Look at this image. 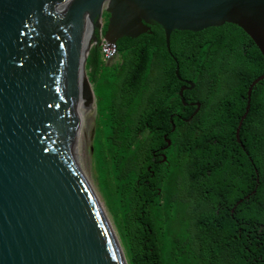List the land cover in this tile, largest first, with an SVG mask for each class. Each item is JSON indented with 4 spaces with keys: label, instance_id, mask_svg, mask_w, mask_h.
<instances>
[{
    "label": "trees",
    "instance_id": "obj_1",
    "mask_svg": "<svg viewBox=\"0 0 264 264\" xmlns=\"http://www.w3.org/2000/svg\"><path fill=\"white\" fill-rule=\"evenodd\" d=\"M149 27L119 39L120 61L93 47L86 65L93 157L127 264H264V80L236 135L264 60L233 24L174 31L171 53Z\"/></svg>",
    "mask_w": 264,
    "mask_h": 264
},
{
    "label": "water",
    "instance_id": "obj_2",
    "mask_svg": "<svg viewBox=\"0 0 264 264\" xmlns=\"http://www.w3.org/2000/svg\"><path fill=\"white\" fill-rule=\"evenodd\" d=\"M104 13L115 45L157 23L171 53L174 31L229 23L264 60V0H0V264H127L89 136L82 43Z\"/></svg>",
    "mask_w": 264,
    "mask_h": 264
},
{
    "label": "built area",
    "instance_id": "obj_3",
    "mask_svg": "<svg viewBox=\"0 0 264 264\" xmlns=\"http://www.w3.org/2000/svg\"><path fill=\"white\" fill-rule=\"evenodd\" d=\"M106 35L103 30L100 31L99 40L95 41V47L100 46L102 48V53L106 62H111L115 60L119 55V50L117 45L109 43L105 40Z\"/></svg>",
    "mask_w": 264,
    "mask_h": 264
},
{
    "label": "rangeland",
    "instance_id": "obj_4",
    "mask_svg": "<svg viewBox=\"0 0 264 264\" xmlns=\"http://www.w3.org/2000/svg\"><path fill=\"white\" fill-rule=\"evenodd\" d=\"M110 19V18H109ZM102 27L103 26H100L99 28L96 27L95 28V32L96 31H101L102 30ZM96 41V40H95ZM95 41H94V44H93V47L95 46ZM120 58H116L114 61H111L110 64H113L115 63L116 61H118ZM120 61V60H119ZM90 109H93L90 114H88V124H89V136H90V140H91V144H92V147H93V140H94V136H95V122H96V118H98V106H96V103L91 105L89 107Z\"/></svg>",
    "mask_w": 264,
    "mask_h": 264
},
{
    "label": "bare ground",
    "instance_id": "obj_5",
    "mask_svg": "<svg viewBox=\"0 0 264 264\" xmlns=\"http://www.w3.org/2000/svg\"><path fill=\"white\" fill-rule=\"evenodd\" d=\"M95 28H96L95 24H94V29H86V26H85V35L83 37V43H82L83 44V61L85 60V56L87 52L89 51L90 46L92 47V43L94 39L93 32L95 31ZM92 110L93 109L88 108V114H90Z\"/></svg>",
    "mask_w": 264,
    "mask_h": 264
},
{
    "label": "clouds",
    "instance_id": "obj_6",
    "mask_svg": "<svg viewBox=\"0 0 264 264\" xmlns=\"http://www.w3.org/2000/svg\"><path fill=\"white\" fill-rule=\"evenodd\" d=\"M104 15H105V13L103 14V18L100 20V23H101V26H103L102 27V30H103V33H104V27H105V22H106V20L104 19ZM110 20V19H109ZM96 33H98V31H96L95 32V34ZM99 35H100V32H99V34H96V37H98V39H96V40H99ZM93 44H94V40H93V43H92V47H91V49L93 48ZM112 44V43H111ZM95 47V46H94ZM96 47H100V46H96ZM117 47H118V50H119V46L117 45ZM101 48V47H100ZM102 49V48H101ZM102 55H103V53H102ZM103 58H104V56H103ZM118 58H119V55H118ZM104 61H105V59H104ZM114 61V60H113ZM106 62V61H105ZM117 62V61H116ZM115 62V63H116ZM106 63H110V62H106ZM87 71V70H86ZM96 106H98V105H96ZM197 106H198V104H197ZM200 107H201V105L199 104V106H198V109H197V111H199L200 110ZM248 115V114H247ZM241 128V127H240ZM237 143H239V142H237ZM251 159V158H250ZM259 181V180H258Z\"/></svg>",
    "mask_w": 264,
    "mask_h": 264
}]
</instances>
